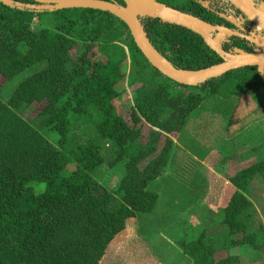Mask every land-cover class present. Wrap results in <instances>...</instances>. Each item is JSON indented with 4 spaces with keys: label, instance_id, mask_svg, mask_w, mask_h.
<instances>
[{
    "label": "trees",
    "instance_id": "16d2710c",
    "mask_svg": "<svg viewBox=\"0 0 264 264\" xmlns=\"http://www.w3.org/2000/svg\"><path fill=\"white\" fill-rule=\"evenodd\" d=\"M155 1L210 24H227L193 0ZM49 13L55 20L52 26L35 30L32 20L37 12L0 3V75L9 80L43 64L16 86L6 102L0 100V264H98L110 242L125 229L127 219H137L142 232L151 231L153 224L159 228L166 220L153 216L159 195L151 185L167 169L172 174L163 177V182L176 186L174 178L179 176L189 182L172 189L173 199L179 197L177 210L186 209L206 193L197 167L208 153L199 139L206 136L205 122L210 117L205 114L202 119L201 104L214 96L227 130L234 122L229 114L232 99L264 88L256 68L244 67L194 87L198 93L174 94L169 84L193 87L174 83L154 70L127 27L113 15L91 9ZM140 21L152 46L178 69L196 71L222 61L189 30L159 19ZM122 38L128 40L120 47L116 42ZM243 42L231 38L223 49H245ZM78 44L81 52L71 61L70 51ZM96 55L105 60H94ZM127 60L140 72L149 67L150 74L134 90L125 120L115 103L121 97L117 87L125 80L122 69ZM136 82L131 74L127 85ZM41 103L44 106L32 121L16 112ZM163 112L169 117L163 118ZM144 124L153 129L147 143L139 141ZM162 136L163 147L157 151ZM105 143L111 147L107 165L123 167L117 195L91 177L105 162L101 153ZM263 169L262 164H255L229 178L234 191L214 216L216 224L227 227L221 250L258 247V235L249 231L246 193ZM31 184H42V191L36 193ZM186 227L184 232L189 233L179 245L191 264H240L237 256L215 258L217 249L205 230L195 233L194 227Z\"/></svg>",
    "mask_w": 264,
    "mask_h": 264
},
{
    "label": "rangeland",
    "instance_id": "374dc122",
    "mask_svg": "<svg viewBox=\"0 0 264 264\" xmlns=\"http://www.w3.org/2000/svg\"><path fill=\"white\" fill-rule=\"evenodd\" d=\"M53 18H54L53 15H51L49 12L38 13L34 16L32 20V28L36 30L42 27H51L52 23L55 22ZM127 40H128L127 38H122L119 41H117L116 44L122 47L127 42ZM80 50L81 48L80 45L78 44L70 51L71 61L76 60L79 53L81 52ZM94 60L104 61L105 59L100 55H96L94 56ZM42 66L43 64L34 65L22 71L21 73L15 75L9 80L5 79L0 75V100L2 102H6L10 97L11 93L16 88V86L21 81H23L27 76H29L31 73L35 72L36 70L40 69ZM122 70L125 76V80L123 82L121 81L117 87L119 92H121V97L119 101L115 103V106L118 114L123 116L125 120H128L127 109L132 104L134 90L138 86L142 85V82L145 81V79H147L148 76L146 75L150 74L149 72L150 70L149 67H147L146 71L140 72V69L137 66L133 65L130 60H127L124 63ZM131 74H134V77L137 80V82L133 86L129 87L127 84ZM157 80L160 82L163 81L165 82V80L162 77H158ZM169 88L171 89L172 92H174V94L179 92L184 95H187L189 93L199 92V90L195 88L182 89L177 86H172L171 84H169ZM257 91H255L254 94ZM246 95L247 94L243 96L246 97ZM232 101H233V105H232L233 108L235 103V98H233ZM216 102L217 99L214 96H211L207 98L201 104L200 107L202 108L203 112H211L212 107L215 106ZM43 106L44 103L32 104L28 107L19 108L16 110V112L25 120L32 121L34 117L42 110ZM161 116L163 118L169 117V115L166 114L165 112H163ZM222 120L218 119L216 120L218 123L217 122L215 123L218 125L215 128V133L217 131L216 139L218 138L222 139L223 135L225 134V131L223 130L224 120L223 121ZM207 122H210V120ZM210 124H214V123L210 122ZM151 130L153 131V129H151L147 124H144L142 126V129L140 131V138H139V141L141 143H147L149 142L150 139H152L153 136L152 134H150ZM156 130L157 129L154 128V131ZM184 130L187 129L184 128ZM195 134L196 132L194 133V135ZM169 137L172 140L176 141V136L174 137V135H170ZM214 137L216 136L215 135L212 136V139H214ZM49 139L52 140V137H50ZM209 139H210L209 137L206 138V141ZM163 141L164 140L162 136L158 142L157 151H159L161 147H163ZM110 149L111 147L109 144L105 143L102 145L101 153L105 162L92 173L91 177L100 184H102L103 186H105L106 188H108L110 191L114 192L115 194L122 179L123 167L122 164H118L113 168H110L107 165L106 161H108L110 158ZM174 150H175V146L173 151ZM223 153L224 152L218 153L217 158L213 159V161L210 164L215 171H217L218 169L217 167H215V165H217L215 161L218 160V157L220 156V158L224 159L226 158L227 154H231L230 152H226L224 154ZM237 158L238 156L235 155V158L229 161L228 164L230 165L227 167L231 169L230 172H234L235 169L238 170L242 168V166L241 167L239 166V168L238 166H234V164L237 162ZM73 168H74L73 166H68L69 171H72ZM197 170L199 171L198 167ZM164 174L166 175H163L162 177L172 174V170L171 169L167 170V172H165ZM162 177L158 178L155 181V183L151 185V188L155 189L158 195L160 196L156 207L157 210L155 211L153 216L161 215L156 213H158V211L161 212L164 211L163 209L165 208L162 207V205L164 206L169 199H171V201L173 200L174 194L172 193L174 192L172 189L177 190V186L184 188L189 183L187 178L185 179L179 176L178 179L177 177L174 178V180H177L176 183H178V185L174 186L167 182L161 181ZM226 177L227 176H225V174L222 173H220L219 176L214 175L213 177L214 180L211 181L212 188L218 187L216 184L218 183L217 178L219 179L221 178L220 180L226 179L229 182V179H227L228 177L227 178ZM261 177L264 178V176ZM263 181L264 180H261L260 182L262 183ZM30 186L33 188V190L36 193L41 192L43 189L42 184L41 185L31 184ZM261 186L264 187V183ZM257 188L258 186L255 185L254 187L252 186L248 187L246 193V198L250 202V205L248 207V212L250 214L249 231L254 232L258 235V239L256 242L258 247L256 249L248 245H242V246H235L229 249L221 250L220 247L223 242L222 241L223 236L227 234V227L224 225L216 224L214 222V216L215 213H217L221 208L225 206V203H227L230 196L232 195V192L234 191L231 185L224 186L222 184L221 192H219L220 190L214 191V189H212L211 194L207 197V199L205 200L202 199L203 201L201 204H196L194 206H191L190 208H186L185 210H181L178 212L176 211L175 214H172L173 216L172 222H170V224L165 227L159 228L161 232H158L159 231L158 229L157 231L148 234V238H146L145 235L139 232V234L143 237H138L139 238V239L137 238L138 241L135 240L136 239L135 237H134L135 239H133L129 235H126V237L122 238V232L117 234L116 237L113 239V241H111L108 247L106 248L105 254L98 264H191L190 260L182 253L181 246L179 245V242L183 238H185L189 233V232L186 233L184 232L186 228H188L186 227L187 225L194 227L193 232L195 233L199 232V230H205L206 236L208 237V239L211 240L214 248L217 249L214 254L215 258H224L230 255V256H237L240 264H264V192L262 190H258ZM210 202H212V204L209 205ZM129 230L130 227L128 228V232ZM237 238H240V236L237 235Z\"/></svg>",
    "mask_w": 264,
    "mask_h": 264
},
{
    "label": "water",
    "instance_id": "95a60500",
    "mask_svg": "<svg viewBox=\"0 0 264 264\" xmlns=\"http://www.w3.org/2000/svg\"><path fill=\"white\" fill-rule=\"evenodd\" d=\"M31 5L0 0L4 6L27 8L33 12H53L65 9H91L107 12L120 20L128 29L130 37L147 63L163 77L182 86L198 87L202 83L244 67H255L264 84V40L249 32L241 24L223 19L228 25L207 23L191 14L168 7L155 0H30ZM235 8L251 26L264 31V2L259 0H225ZM141 18L159 19L160 22L182 27L198 35L206 46L222 61L196 71L174 67L150 43ZM248 34V35H244ZM230 38H241L252 43L260 51L248 52L233 48L225 51L223 45Z\"/></svg>",
    "mask_w": 264,
    "mask_h": 264
},
{
    "label": "crops",
    "instance_id": "0c3cea01",
    "mask_svg": "<svg viewBox=\"0 0 264 264\" xmlns=\"http://www.w3.org/2000/svg\"><path fill=\"white\" fill-rule=\"evenodd\" d=\"M246 97L243 96L240 99H235L234 107L229 113L234 117V122L231 125V127L228 129V131L225 129L226 127L225 122L227 121L222 120V118L220 117L222 114L219 111V108H216V106L212 107L211 112H205L204 116L202 117V119L205 120L206 119L205 114L206 115L209 114L210 119L207 116V121L210 120V122L214 123V124H210V122H205L206 127L204 128V131L206 132V136H204V138L199 139L204 145H206V148L208 150V153H206L205 157H203V159L198 160L199 174H200V178L202 179L201 183L204 185L205 187L204 190L206 192L204 197L202 198L204 200L207 199V197L211 194L212 189H214V191L220 190L219 192H221L222 184L224 186L230 185L226 179L220 180L221 178L220 179L217 178L218 183L216 184L218 187L212 188L211 181L214 180L213 178L214 175L219 176V174L222 173L228 177V178L226 177L227 179H229L235 176L240 171L252 165L262 164V166L264 167V88H260L255 94L253 93L252 95H246ZM228 116L227 119L229 118ZM219 117L224 122L223 130L225 131V134L223 135L222 139L221 138L216 139L217 131L215 133V128L216 126H218L215 123L217 122L216 120L220 119ZM201 129L203 130V128ZM186 131L191 133L193 129L189 128ZM214 135L216 137L212 139V136ZM208 137L210 139L206 141V138ZM175 146H177L176 142H175ZM220 152H224V153L230 152L231 154H227L226 158L224 159L220 158L219 156L218 160L216 161L214 160L217 163L215 167L218 168V169L216 168L217 171H215L210 164L213 161V159L217 158V154ZM235 155L238 156V158L234 166H238V168L239 166L240 167L242 166V168L238 170L235 169L234 172H230L231 169L228 168L227 166L230 165L228 163L229 161L235 158ZM261 176H264V169L260 173H257L254 176L248 187L251 186L254 187L255 185L258 186L257 188L258 190H262L264 192V187L261 186L264 183V181L262 183L260 182L261 180H264V178ZM178 198L179 197L173 199L172 201L171 199H169L164 206L162 205V207L165 208L163 209L164 211L163 212L158 211V213H156V214H161L163 216L162 219L166 220L162 224H160L159 228L169 225L170 222H172L173 220L172 214H175L176 211L177 212L181 211L175 208L180 205ZM202 199H199L196 202L191 203L186 208H190L191 206H194L196 204H201L203 201ZM210 204H212V202H210L209 205ZM147 219L150 221L152 219V216ZM129 227L130 230L128 232ZM154 227L156 228V226L153 224L152 227H150L153 228L151 229V231L144 230L142 232L140 230V226L137 219L135 218L127 219L125 222V229L122 231V238L126 237V235H129L131 238L133 239L136 238L135 240L138 241L137 240L138 237H143L139 234V232L145 235L146 238H148V234L155 232L159 229V228L155 229ZM158 232H161V230L159 229Z\"/></svg>",
    "mask_w": 264,
    "mask_h": 264
},
{
    "label": "built area",
    "instance_id": "2783aa9c",
    "mask_svg": "<svg viewBox=\"0 0 264 264\" xmlns=\"http://www.w3.org/2000/svg\"><path fill=\"white\" fill-rule=\"evenodd\" d=\"M193 1L199 4L202 8L214 13L221 20L223 19L232 20L235 23L241 24L242 26L246 22L244 17L225 0H193ZM248 31L254 33L256 36L264 40V31L260 30L258 27H255V26L249 27ZM244 35H248V34H244ZM230 43H231V40L229 39L228 42L225 44H230ZM243 44L246 49V50L245 49L243 50L245 51H248V52H259L260 51L252 43H249L245 40ZM233 48H238V47L233 46L229 50H232ZM238 49H242V48H238Z\"/></svg>",
    "mask_w": 264,
    "mask_h": 264
},
{
    "label": "flooded vegetation",
    "instance_id": "af4514ba",
    "mask_svg": "<svg viewBox=\"0 0 264 264\" xmlns=\"http://www.w3.org/2000/svg\"><path fill=\"white\" fill-rule=\"evenodd\" d=\"M228 24V23H227ZM227 24H225V25H227ZM244 26V28L245 29H247L248 30V28L250 27L248 24H247V22H245V24L243 25ZM231 39V38H230Z\"/></svg>",
    "mask_w": 264,
    "mask_h": 264
}]
</instances>
